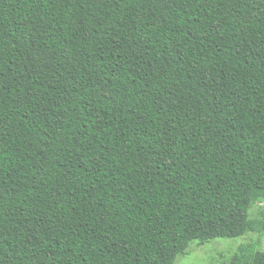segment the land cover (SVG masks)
I'll return each instance as SVG.
<instances>
[{"label":"trees","instance_id":"16d2710c","mask_svg":"<svg viewBox=\"0 0 264 264\" xmlns=\"http://www.w3.org/2000/svg\"><path fill=\"white\" fill-rule=\"evenodd\" d=\"M259 203L264 0H0V264H175Z\"/></svg>","mask_w":264,"mask_h":264},{"label":"rangeland","instance_id":"374dc122","mask_svg":"<svg viewBox=\"0 0 264 264\" xmlns=\"http://www.w3.org/2000/svg\"><path fill=\"white\" fill-rule=\"evenodd\" d=\"M263 206V203L254 205L249 211L251 218H258L259 207ZM243 245H252L255 251L264 252V232L248 233L235 239H217L204 245L193 242L189 245L188 254L179 257L175 264H233L234 254Z\"/></svg>","mask_w":264,"mask_h":264}]
</instances>
